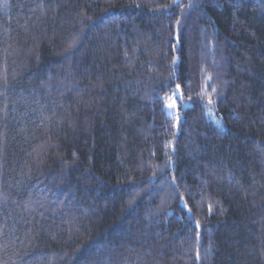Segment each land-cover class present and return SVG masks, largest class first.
I'll list each match as a JSON object with an SVG mask.
<instances>
[{"label": "trees", "instance_id": "16d2710c", "mask_svg": "<svg viewBox=\"0 0 264 264\" xmlns=\"http://www.w3.org/2000/svg\"><path fill=\"white\" fill-rule=\"evenodd\" d=\"M0 264H264V0H0Z\"/></svg>", "mask_w": 264, "mask_h": 264}, {"label": "rangeland", "instance_id": "374dc122", "mask_svg": "<svg viewBox=\"0 0 264 264\" xmlns=\"http://www.w3.org/2000/svg\"><path fill=\"white\" fill-rule=\"evenodd\" d=\"M172 98L165 100L164 108L168 116H179V107L182 106V108L185 107L184 103H179L178 101L175 100L176 97L179 96V91L178 89L173 90ZM169 105H174L172 107H169Z\"/></svg>", "mask_w": 264, "mask_h": 264}, {"label": "snow or ice", "instance_id": "6c2138e0", "mask_svg": "<svg viewBox=\"0 0 264 264\" xmlns=\"http://www.w3.org/2000/svg\"><path fill=\"white\" fill-rule=\"evenodd\" d=\"M172 106H174V105H169V107H172Z\"/></svg>", "mask_w": 264, "mask_h": 264}]
</instances>
